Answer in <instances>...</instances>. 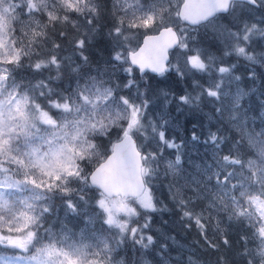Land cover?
Segmentation results:
<instances>
[{"label":"snow or ice","instance_id":"snow-or-ice-1","mask_svg":"<svg viewBox=\"0 0 264 264\" xmlns=\"http://www.w3.org/2000/svg\"><path fill=\"white\" fill-rule=\"evenodd\" d=\"M170 5L171 0L147 5L113 0L109 10L107 0H0V246L19 250L0 264H118L121 245L147 250L155 244L145 230L151 225L148 214L159 210L151 186L160 178L161 164L182 220L193 222L205 239L210 228L221 233L225 220L247 224L264 264V132H246L242 101L254 89H242L236 65L223 62L235 55L249 65L264 64V53L250 50L257 37L264 38V27L244 22L243 16L245 9L264 8V0H183L176 17L193 25L207 22L205 28L219 13L241 12L235 30L212 35L207 48L192 47L195 37L169 26ZM109 11L115 23L105 35L100 22ZM153 26L162 28L159 37L147 36L138 51L126 50L128 30ZM161 37L167 39L149 46ZM65 42L71 56L61 55ZM217 42L223 45L219 56L210 51ZM101 44L106 57L94 58L91 49ZM169 49L183 58L182 67L179 60L169 63ZM25 64L31 73L27 82L17 79ZM173 69L181 79L190 77L199 91L153 92L145 71L163 77ZM117 72L127 74L122 83L113 81ZM198 74L211 77L207 87ZM248 76L255 81L254 71ZM204 99L221 121L227 116L235 123L241 137L227 144L226 136L209 131L203 143L212 147V162L187 171L180 167L183 142L169 135L175 123L169 108L196 111ZM112 137L117 142L111 153L102 154L103 140ZM191 140L200 143L201 137L193 131ZM247 148L256 150L254 157ZM165 149H176L174 160L165 161ZM94 160V169L86 171ZM60 209L65 216H83L96 243L70 242L66 231L58 235L46 227ZM139 217L143 223L134 219ZM240 239L246 249L249 234ZM222 242L230 245L227 235ZM127 264H134L131 257Z\"/></svg>","mask_w":264,"mask_h":264},{"label":"trees","instance_id":"trees-1","mask_svg":"<svg viewBox=\"0 0 264 264\" xmlns=\"http://www.w3.org/2000/svg\"><path fill=\"white\" fill-rule=\"evenodd\" d=\"M111 2L112 0H107L109 10L111 9ZM237 17L238 14L237 16L222 14L217 16L216 19L220 22H227L229 23V26L232 27L235 23H241L238 20H234L237 19ZM100 23L105 25L104 33H107L108 27L112 25V19L108 16L106 21H101ZM203 27L204 25L199 27V29ZM212 35L214 34L207 32V30H199L195 37L196 40L193 43L198 44L202 48H207L209 39ZM69 37L68 40L70 41ZM57 42L60 41L57 40ZM217 45V47L211 48L210 51L213 55L219 56L221 55V51L219 49H222L223 45L219 42H217ZM63 47L64 51L62 54L66 51L67 53L71 52L70 43L65 42ZM103 48H105V44H101L99 48L94 47L91 49V52L94 54V58L101 55L106 57V52H101V49ZM108 50H110V44L108 45ZM225 58L228 59V63L235 64V62H237L234 72L241 77L240 83L244 89L246 91L254 89L245 97L244 101H242V104L247 112L246 132L250 134H259L264 132V72L259 73L257 79L253 81L252 79H249V68L245 67L246 63H243L241 58L236 57L235 55ZM18 71L19 74H25L29 76V79L31 78V73L27 64H25L23 69ZM51 75L55 76V72L53 71ZM213 75L215 74L213 73ZM43 76L44 78H47L49 73L45 71ZM198 76L201 77L200 83L204 87L211 82V77L207 74H198ZM145 78L153 81L156 86H166V83L163 82L162 78L159 76L147 74ZM179 79L180 77L176 76L175 80L179 84L178 91L175 92L176 96L185 93H194L192 92L195 91V89L192 87L191 78H185L182 79V81H178ZM62 83L66 86L67 81H53L54 85H61ZM205 100L206 99H204L200 104L198 110L193 111L195 113L186 107L179 113L178 121L181 122V129L183 131L181 141L188 144L190 171H193L196 165H205L206 163L210 164L212 162V147L203 143V140L207 138L209 131H218V134L226 136L227 144H231L234 140H238L241 137L240 129L235 125V123L230 121L227 116H225L223 121H221L218 114L214 112V107L207 105ZM171 106H173V108L170 109V111L176 109L175 104ZM193 125H196V127L193 128ZM193 131L201 137L200 143H195L191 140V133ZM255 151L256 150L254 148H247V152L250 157H254ZM169 180V178L160 179L154 189L155 196L159 199L157 204V208L159 210L151 213V225L146 233L151 234L154 237L155 244L144 251L146 258L151 262V264H247L248 260H253L254 264H259L260 258L256 255V241H254L250 235L254 230H252L247 224L241 227L238 222L234 221L229 224V222L225 220L222 225L221 233L218 234L215 228H210L207 232V239H205L193 222L181 219V211L169 192ZM196 210L199 211V208L197 207ZM55 216L52 218H56L57 220L59 215H57V217ZM48 223H53L55 226L57 225L56 221H48ZM186 224H191V227H186ZM49 225L50 224L47 226ZM246 233L249 234V240L247 248L245 249L244 242L241 241L240 237ZM164 235H168L173 238L175 237L179 240L178 244L174 246L168 244ZM225 235H227V238L230 240V245L226 246L223 244L222 241ZM211 244H216L217 247L213 248L211 247ZM161 245H166V248L162 250ZM118 251L121 256H124L126 262L129 257L134 260L135 257H138L139 255V252H134L130 246L126 248L124 245H121ZM14 252L18 251L0 246V258L9 257ZM248 252H250L251 255H249ZM113 255L115 256L116 254L113 253ZM138 259L139 258L134 260V264H138Z\"/></svg>","mask_w":264,"mask_h":264},{"label":"rangeland","instance_id":"rangeland-1","mask_svg":"<svg viewBox=\"0 0 264 264\" xmlns=\"http://www.w3.org/2000/svg\"><path fill=\"white\" fill-rule=\"evenodd\" d=\"M112 2H113V0H112ZM112 2H111V5H112ZM142 2L147 5V4H151L152 0H142ZM182 4H183V0H171V5H170L171 16H170L169 20L167 21V23L169 24V26H173L174 28H177V25L183 27L186 30V34L191 36V37H196L199 30H203V31L207 30V32L213 33V34H216L219 31H223L224 29H229V28L235 30V27L237 25L236 23L231 27V26H229V23L220 22L216 18H215V23L212 25H209L207 28L203 27V28L199 29V27H201L202 25H199V27H192L189 25L187 26V25L181 24L179 18L176 17L175 13L177 10L180 9V6ZM237 14L239 17L241 15V12L238 10L237 13L235 14V16H237ZM108 16L110 17V19H112V24L115 23V18L111 16L110 12H108ZM243 16H244V22H248V23L255 22L258 24V27H264V8H260V9L254 10V11H248L247 9H245L243 12ZM234 20H237V19H234ZM234 20H232V21H234ZM205 24H203V25H205ZM160 29H162V28H158V27L153 26L150 28H140V29L128 30L127 34L129 36V40L126 43V50L127 51L135 50L139 46V44L141 43L142 36H144L146 34H153L155 32H158ZM72 38L73 37L70 35V37H69L70 41ZM98 39H99V37H97V40ZM191 46L192 47H200L198 44H194L193 42H192ZM200 48H202V47H200ZM250 50L253 51L254 54L264 53V38L257 37L256 42H254L250 46ZM173 53L171 55L170 64L175 65V64H177V61L179 60L180 66L182 67L183 66V58L178 57L176 55H173ZM61 55L62 56H71L72 52L67 53V51H66L64 54L61 53ZM241 60L243 61V63L244 62L246 63L245 67L249 68V71H254L256 73V79L259 76V73L264 72V64L249 65V63L247 61L243 60L242 58H241ZM223 62L228 63V59L224 58ZM235 65L237 66V62H235ZM235 69H236V67H235ZM235 69L233 71H235ZM126 75H127L126 73L117 72L116 75L113 77V81L115 83H122L123 78L126 77ZM135 75L137 77H139L140 73H138V71L135 70ZM146 75H144V76H146ZM176 76L177 75H176L174 69L171 70L170 72L166 73L165 76L161 77L162 81L166 83V86L164 85L162 87L156 86V84L153 81H150L149 79H147V81L151 85L153 92H158L160 89H164V90L169 91L170 93L176 95L175 92H177L178 88H179V86H178L179 84L175 80ZM17 79L18 80L23 79L24 82H27V80L29 79V76L20 73L18 75ZM178 81H182V79L180 78ZM240 81L238 82L239 86L242 89H244V87L241 85ZM192 87H193V85H192ZM197 91H199V89H195V91H192V92H194L193 94H195V92H197ZM205 103L209 106L214 107L212 104L208 103V99L205 100ZM172 108H173V106H170L169 110ZM183 108H185V107H183ZM171 113H172V116L175 118V123H174V126L170 129L169 135L174 136L177 143H181L182 142L181 138L183 137V134H182L183 131L181 129L182 124H181V122L178 121L180 112H177L175 109V110H172ZM193 113H195V112H193ZM141 140H142V138L137 140L138 144L141 142ZM116 141H117L116 137H112L111 141H109L107 139L103 140V145L100 149L101 153L104 155H109V152L111 151L112 144ZM149 150H151V149H149ZM175 152H176V149H165V151L163 153V157H164L165 161L166 160H174L175 159ZM188 155H189L188 144L183 142V146L181 149V165H180V167L182 169L190 171V163H189V156ZM102 161H103V159L101 158L98 162L101 163ZM184 161H185V163H184ZM96 163H97L96 160H94L92 163H89L86 171L93 170L94 167L96 166ZM164 171H165V165L161 164V166H160V173H161L160 178L158 180H156L151 186L152 195H153L154 200L157 202V204H158L159 199H157V197L155 196V193H154L155 187L157 186L160 179H164V178L171 179L170 176L165 177L163 175ZM92 192L96 193L98 196V190L93 189ZM91 194L92 193H90V196H91ZM91 203L94 206L95 200H92ZM129 203L133 207H136L137 209H139V205L136 204L133 200H129ZM96 210L99 211V209H96ZM89 211H91V209H89ZM57 215H59V218H57V220H56V218L55 219H53V218L49 219V221H54V222L56 221L57 222L56 226L53 223H47L46 224V227H50L53 233H56L59 235L62 232V230H64L70 236V242H75L77 244L85 243V244H93V245L96 243V240L91 238V233L89 232V230L86 229L84 226V217L83 216H74L71 214L68 216H65L63 209H60V211L57 214H54L53 216L57 217ZM148 215H151V213H149ZM120 218L123 219L124 217L121 216ZM134 219H139V222L143 223L142 217L134 218ZM48 224H50V225L47 226ZM147 230L148 229H146L145 232ZM113 231H115V230H113ZM97 235H99V233H97ZM164 236L166 237L165 239H167L168 244H170L172 246L177 245L179 242V240L176 239L175 237L174 238L169 237L168 235H164ZM254 241H256V240H254ZM257 245H258V241H256V247H257ZM132 250L134 252L135 251L139 252L138 257H135V259H134V260H136L137 258H139L137 260L138 264H151V262L148 261V259L146 258L145 254H144L145 250L139 249L138 246H137V249H132ZM17 251H19V250H17ZM118 264H127L124 256H121L120 254L118 257Z\"/></svg>","mask_w":264,"mask_h":264},{"label":"water","instance_id":"water-1","mask_svg":"<svg viewBox=\"0 0 264 264\" xmlns=\"http://www.w3.org/2000/svg\"><path fill=\"white\" fill-rule=\"evenodd\" d=\"M180 9H182V5L180 6ZM179 9V10H180ZM222 14H224V13H219V14H217V16H219V15H222ZM180 22H181V24H184V25H189V26H192V27H199V25H203V24H205V23H207V22H202L201 24H197V25H193V24H190V23H188V22H186V21H183V20H180ZM162 29H160L158 32H156V33H153V34H147V35H144V36H142V40H141V43H140V45L135 49L136 51H138L139 50V48L140 47H143L144 46V40L147 38V36H156V37H159V33H160V31H161ZM174 30H177V28H174ZM167 39V37H161L159 40H156V41H149V46H152V45H159L160 43H162L164 40H166ZM176 51V49H169L168 50V58H169V63L171 62V54L173 53V52H175ZM137 71H138V73H139V70L138 69H136ZM146 74H150V75H153V76H155L156 74L155 73H152L150 70H146L145 71V73H144V75H146ZM156 76H158V75H156ZM117 142V141H116ZM115 143V142H114ZM138 143V142H137ZM111 153V152H110ZM109 153V154H110ZM103 162V161H102ZM101 162V163H102Z\"/></svg>","mask_w":264,"mask_h":264}]
</instances>
